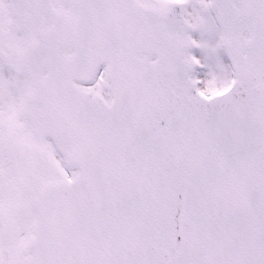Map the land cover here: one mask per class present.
<instances>
[{
  "label": "snow or ice",
  "instance_id": "6c2138e0",
  "mask_svg": "<svg viewBox=\"0 0 264 264\" xmlns=\"http://www.w3.org/2000/svg\"><path fill=\"white\" fill-rule=\"evenodd\" d=\"M0 264H264V0H0Z\"/></svg>",
  "mask_w": 264,
  "mask_h": 264
}]
</instances>
